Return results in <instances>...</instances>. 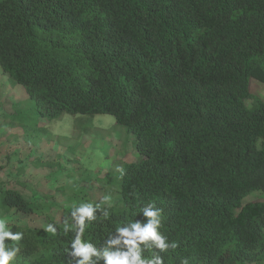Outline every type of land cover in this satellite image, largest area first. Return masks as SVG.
<instances>
[{
	"label": "trees",
	"instance_id": "1",
	"mask_svg": "<svg viewBox=\"0 0 264 264\" xmlns=\"http://www.w3.org/2000/svg\"><path fill=\"white\" fill-rule=\"evenodd\" d=\"M0 68L37 116L108 114L133 136L141 159L123 162L118 199L100 204L109 218L98 211L82 238L97 251L118 227L146 223L153 203L179 246L144 257L264 261V200L244 201L264 193V101L249 89L251 78L264 84V0H0ZM80 184L59 188L73 208L91 203ZM47 206L0 180V216L52 221ZM9 230L24 234L10 264H76L74 232Z\"/></svg>",
	"mask_w": 264,
	"mask_h": 264
},
{
	"label": "rangeland",
	"instance_id": "2",
	"mask_svg": "<svg viewBox=\"0 0 264 264\" xmlns=\"http://www.w3.org/2000/svg\"><path fill=\"white\" fill-rule=\"evenodd\" d=\"M249 89L264 101L263 83L251 78ZM140 159L133 136L115 124L113 116L39 117L23 87L12 85L0 68V180L26 199L46 203L52 216L50 221L44 215L11 209L0 216L8 229L11 225L45 229L48 224L64 228L63 220L70 216L74 202L60 192L61 186L80 182L91 203L100 204L108 195L113 204L119 196L117 169L123 162ZM255 199L264 200V193L254 192L244 201Z\"/></svg>",
	"mask_w": 264,
	"mask_h": 264
},
{
	"label": "clouds",
	"instance_id": "3",
	"mask_svg": "<svg viewBox=\"0 0 264 264\" xmlns=\"http://www.w3.org/2000/svg\"><path fill=\"white\" fill-rule=\"evenodd\" d=\"M117 170L122 177L124 170L122 168ZM110 200L111 197L106 195L100 204H107L110 207ZM100 204L81 203L72 209L69 217L63 220L64 231H72L75 234L67 252L76 264H92L93 256L98 259L102 257L105 264H164L163 258L158 255L151 258L144 257V250L155 248L160 252H166L169 249L174 251L179 246L175 241L168 242L167 237L161 234L159 229L162 210L155 207L153 203H149L141 209L143 217L147 218L146 223L136 220L118 227L114 234H109L104 240L103 251H97L94 244L85 242L82 238L87 226L97 220L98 211L105 219L109 218L108 208H101ZM57 229L54 224H48L44 230L56 234ZM23 236L22 232L9 230L7 221L0 219V264H10L14 261L20 251L18 242L23 239ZM6 240L13 242V246L9 247L5 243ZM149 241L152 242L151 245L147 243ZM121 245L126 250H121ZM141 245L144 247L142 248Z\"/></svg>",
	"mask_w": 264,
	"mask_h": 264
}]
</instances>
